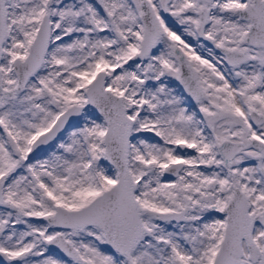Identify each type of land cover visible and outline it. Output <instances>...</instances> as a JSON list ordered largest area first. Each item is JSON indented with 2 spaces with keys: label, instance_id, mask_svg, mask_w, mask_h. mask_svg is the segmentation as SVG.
Instances as JSON below:
<instances>
[{
  "label": "snow or ice",
  "instance_id": "1",
  "mask_svg": "<svg viewBox=\"0 0 264 264\" xmlns=\"http://www.w3.org/2000/svg\"><path fill=\"white\" fill-rule=\"evenodd\" d=\"M0 264H264V0H0Z\"/></svg>",
  "mask_w": 264,
  "mask_h": 264
}]
</instances>
